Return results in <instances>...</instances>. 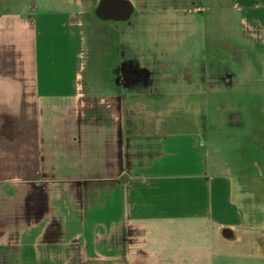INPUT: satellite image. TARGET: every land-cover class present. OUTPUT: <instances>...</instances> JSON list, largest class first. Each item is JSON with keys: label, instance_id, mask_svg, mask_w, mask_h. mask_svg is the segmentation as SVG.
I'll list each match as a JSON object with an SVG mask.
<instances>
[{"label": "crops", "instance_id": "0c3cea01", "mask_svg": "<svg viewBox=\"0 0 264 264\" xmlns=\"http://www.w3.org/2000/svg\"><path fill=\"white\" fill-rule=\"evenodd\" d=\"M128 1L118 23L167 0ZM199 1L239 22L201 48L232 59L164 72L139 41L145 81L90 89L81 0H0V264H264L247 257L264 236V0Z\"/></svg>", "mask_w": 264, "mask_h": 264}, {"label": "rangeland", "instance_id": "374dc122", "mask_svg": "<svg viewBox=\"0 0 264 264\" xmlns=\"http://www.w3.org/2000/svg\"><path fill=\"white\" fill-rule=\"evenodd\" d=\"M179 1V8L168 5L170 2L167 0L154 11L137 13L129 23H117L106 22L96 16L97 0H81V11L84 12V87H105L123 60L134 62L137 53L135 44L139 41L147 47L142 49L143 63L139 65L151 68L150 60L155 59L159 65L163 64L161 70L164 72L168 71L166 64L176 61L184 65L187 62L193 64L196 72H201L205 66L209 70L211 54L217 50H220L224 60L232 59L233 51L226 45L208 48L206 60L201 48L206 36L213 41L219 38L224 42L230 34L240 35L236 18L228 11L189 12L192 8L200 10L202 7L199 6L206 7L207 3ZM216 3L225 4V0H216ZM247 242L253 251L247 257L253 263L264 262V236L255 233ZM226 260V264H236L229 256Z\"/></svg>", "mask_w": 264, "mask_h": 264}, {"label": "flooded vegetation", "instance_id": "af4514ba", "mask_svg": "<svg viewBox=\"0 0 264 264\" xmlns=\"http://www.w3.org/2000/svg\"><path fill=\"white\" fill-rule=\"evenodd\" d=\"M100 4V0H97V4L95 7V11H97L98 7ZM110 11V10H109ZM111 11H122L121 8L117 5L115 9ZM123 14L120 13H110V16L112 17H122ZM106 22H121V21H116L114 18L107 20ZM127 22V21H126ZM147 74L146 70L144 68H140L138 64L135 62L123 60L120 63V66L117 69L116 72V81L122 85V86H130L136 82H140L142 80L145 81L144 76Z\"/></svg>", "mask_w": 264, "mask_h": 264}, {"label": "water", "instance_id": "95a60500", "mask_svg": "<svg viewBox=\"0 0 264 264\" xmlns=\"http://www.w3.org/2000/svg\"><path fill=\"white\" fill-rule=\"evenodd\" d=\"M117 5L121 8L122 11H111L115 9ZM110 13H120L123 15L122 17H111ZM132 13L133 6L128 0H100L99 7L97 11H95L96 16L103 21H107L114 18L116 21L121 22L128 21Z\"/></svg>", "mask_w": 264, "mask_h": 264}]
</instances>
